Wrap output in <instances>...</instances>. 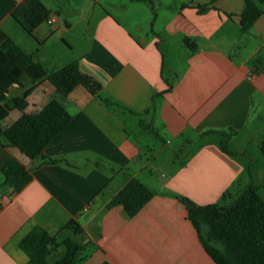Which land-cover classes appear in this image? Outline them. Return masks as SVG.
I'll return each instance as SVG.
<instances>
[{"label":"crops","instance_id":"crops-1","mask_svg":"<svg viewBox=\"0 0 264 264\" xmlns=\"http://www.w3.org/2000/svg\"><path fill=\"white\" fill-rule=\"evenodd\" d=\"M21 1L0 0V28L47 74L77 61L82 72L100 83L101 94L120 106H107L78 86L63 99L72 114L70 123L41 156L31 160L17 148L0 144V264H27L22 238L35 228L54 236L72 219L96 245L81 254L79 264H216L178 196L205 206L226 191L235 194L254 184L264 199V175L256 183L259 160L248 149L254 142L260 150L264 142V10L249 31L241 32L243 0L166 5L177 11L164 21L162 37L154 30L152 36L142 31L135 13L151 16L142 5L145 0H109V7L132 13L119 19L100 5L92 34L89 24L82 32L87 49L57 68L53 32L61 24L63 33L74 28L63 0H40L58 20L55 25L41 23L30 36L32 43L11 16ZM201 6L206 10L199 13ZM226 28L246 36L243 54L235 57L230 52L234 42L216 36ZM185 38L193 41L195 50L185 45ZM32 85L23 82L17 86L20 92L9 97L20 96ZM56 96L55 87L42 80L27 98L26 112L39 111ZM20 116L21 111L11 110L0 127ZM217 131L231 134L229 153L220 147L225 136ZM4 169L25 173L5 181ZM133 178L153 197L132 217L122 206L106 208ZM85 214L90 216L82 223Z\"/></svg>","mask_w":264,"mask_h":264},{"label":"trees","instance_id":"trees-1","mask_svg":"<svg viewBox=\"0 0 264 264\" xmlns=\"http://www.w3.org/2000/svg\"><path fill=\"white\" fill-rule=\"evenodd\" d=\"M151 3L150 0H145ZM239 15V30L247 32L264 10V0H243ZM206 10L201 6L198 11ZM57 14V13H56ZM15 22L29 35L50 16L40 0H22L11 12ZM190 50L196 45L189 38L184 39ZM259 58L253 59L254 65ZM28 76L33 85L20 95L9 97L10 88L22 86V79ZM42 80H47L56 89L52 98L37 112H26L27 98ZM85 88L92 96L107 106H120L110 97L101 94L102 86L92 76L82 72L77 61L47 74L43 67L23 51L18 44L0 28V121L13 109L21 116L10 126L0 127V144L17 148L33 160L42 155L46 145L52 141L71 121L63 99L76 87ZM148 112V111H146ZM225 136L220 147L229 153L227 142L231 134L217 131ZM264 156V142L260 144ZM5 181L11 175L24 174L25 170L4 169ZM154 193L140 180L133 178L123 186L107 203L106 208L122 206L129 217L134 216ZM185 206L187 217L195 228L199 240L210 258L216 264H264V199L254 184H248L238 193L226 191L222 200H232L229 205L216 203L205 206L195 204L184 196H178ZM85 230L77 219L59 227L54 236L43 228H35L20 241V247L28 254L27 264H79L81 254L96 247L91 239L81 242ZM101 264H110L105 261Z\"/></svg>","mask_w":264,"mask_h":264},{"label":"rangeland","instance_id":"rangeland-1","mask_svg":"<svg viewBox=\"0 0 264 264\" xmlns=\"http://www.w3.org/2000/svg\"><path fill=\"white\" fill-rule=\"evenodd\" d=\"M106 1L109 0H63L62 3L66 7L67 11V18L70 22L73 23L74 28L70 30L69 32H62V29H65V26L61 24L59 29L55 30L53 34L55 35V47L57 54H58V63H57V68L62 66L64 62L67 60H74L78 58L86 49L87 45L89 44L88 42H85V39L82 37V32L87 28V25L89 24V35L92 34V29H93V21L94 19L99 18L100 14L102 13L100 10V5L103 6L104 8H107L111 14L119 19H124L125 17L129 16V13H132L131 10H115L114 8H111L107 5ZM152 4L149 2L143 3L142 5H147V9L151 11V16L150 17H144L142 15L143 13H140L137 11L138 16L140 17V21L142 22L143 26V33L148 34L149 36H152V30L158 32L162 37H164V21L168 19L173 12H176L177 9L169 10L166 8V5H175V6H180V3L182 1H187V0H152ZM141 5V4H139ZM152 7V10H151ZM104 11V10H103ZM122 13H125L126 15H122ZM82 15L85 16V19H82ZM154 24V26H153ZM22 31V30H21ZM10 33L16 40L19 42H22L21 37L15 32L10 30ZM23 33L24 37L28 39L27 41L33 42V40L28 36L25 32ZM142 33V34H143ZM227 36L229 40L233 43V47L230 48V52L236 57L237 53L243 54L245 51L242 48V42L245 43L246 41V36H243L239 30L234 31V29H224L223 31L219 32L216 34V36L222 37V36ZM67 41L71 44L67 43ZM240 46V47H239ZM239 47V48H238ZM162 50H164V44L161 46ZM69 58V59H68ZM65 60V61H64ZM24 84L29 85L30 83V78L28 76H24ZM21 88L15 86L12 91L10 92V96L17 95L20 92ZM248 149L250 151V154L257 158L259 160V164L257 163L258 170H254L255 176V181L256 183L262 182V175H264V157L259 150V148L254 145V142H251L250 145L248 146ZM256 163V162H255ZM263 163V164H261ZM242 190L244 187L241 188ZM241 190V191H242ZM230 192H232L230 190ZM233 193V192H232ZM232 200L228 199L227 201H223L222 198L219 201H216V204L222 206V205H229L231 204ZM89 214H85L81 217V222H85V220L89 217ZM96 229L92 230V237H96ZM81 242H85L86 240L90 239V235L88 233L85 234L79 238Z\"/></svg>","mask_w":264,"mask_h":264},{"label":"built area","instance_id":"built-area-1","mask_svg":"<svg viewBox=\"0 0 264 264\" xmlns=\"http://www.w3.org/2000/svg\"><path fill=\"white\" fill-rule=\"evenodd\" d=\"M57 20L58 19H57V17L55 15H50L47 18L46 23L48 25H55L57 23ZM2 204H3V202H2V199L0 198V210H1ZM84 210H87V209L85 208Z\"/></svg>","mask_w":264,"mask_h":264}]
</instances>
